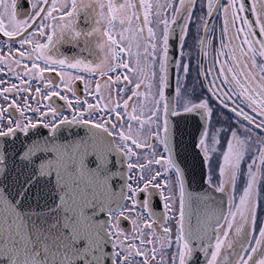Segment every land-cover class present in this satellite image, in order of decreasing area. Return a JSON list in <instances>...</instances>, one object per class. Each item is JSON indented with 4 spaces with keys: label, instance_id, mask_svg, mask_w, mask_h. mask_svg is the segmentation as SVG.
Returning a JSON list of instances; mask_svg holds the SVG:
<instances>
[{
    "label": "snow or ice",
    "instance_id": "6c2138e0",
    "mask_svg": "<svg viewBox=\"0 0 264 264\" xmlns=\"http://www.w3.org/2000/svg\"><path fill=\"white\" fill-rule=\"evenodd\" d=\"M28 2L30 13L21 0H0L9 45L0 47V73L10 77L0 79V264H199L200 254L203 264H264V0H199L196 20L197 0ZM81 11L92 21L86 31L74 27ZM217 15L218 47L210 31ZM192 24L197 76L209 93L198 102L180 83L191 69ZM66 35L83 38L95 59L60 58ZM169 65L178 103L166 95ZM76 81L94 102L77 94ZM214 102L232 118L204 127L197 143L206 162L219 156L218 182L208 180L225 197L219 203L187 190L171 119L198 113L209 125ZM72 125L87 134L62 138ZM157 196L163 213L153 210Z\"/></svg>",
    "mask_w": 264,
    "mask_h": 264
},
{
    "label": "flooded vegetation",
    "instance_id": "af4514ba",
    "mask_svg": "<svg viewBox=\"0 0 264 264\" xmlns=\"http://www.w3.org/2000/svg\"><path fill=\"white\" fill-rule=\"evenodd\" d=\"M226 0H221V4H225ZM20 7L24 12H31L30 6H29V2L28 0H21L20 3ZM90 11V10H89ZM201 15L200 9H199V0H197V7L194 10V14H193V20H196L197 17H199ZM7 23V21H6ZM179 23H183V21L181 20ZM101 29L104 28V23L101 22V24L99 25ZM74 27L77 30H88L92 27V21H86L85 19V13L83 11H81L80 13H78L75 17V22H74ZM215 31V37L216 39L214 40V46L218 47L219 45V35H220V17L219 15H217V17L212 21V29ZM176 31L177 33L179 32V27L176 26ZM195 31H196V27L195 24H192L190 26V35L187 41V45L185 46V61H187L188 59V52L189 50L192 52V58H191V62H198V58H197V46L194 44V35H195ZM200 35L203 36L204 32L201 29ZM91 39V38H90ZM7 40L6 37H3L2 34H0V47H3L4 51L8 50L9 45L5 44V41ZM70 40V37H68L67 35L65 36V40L62 41L59 45V56L60 58H68V59H72L73 57L79 58V59H86V60H92L95 59V57L91 56L90 53L88 51L85 50V44H84V40L83 38L78 39L75 42H67ZM11 47L13 48V50L17 47H19V45L17 44H12ZM179 51L178 48L175 47V41H173V49H172V55H176V53ZM177 59H179V56H177ZM205 69L208 67V62L205 61V65H204ZM67 73H71L73 75L76 74H80V75H85L86 78H88V74L80 72L78 69H66ZM46 78L48 79H52L54 81H56L57 83H59V77L55 74V73H45ZM9 76H5L3 73H0V79H9ZM202 78V76H201ZM203 81V78H202ZM12 82H17L15 81V79H12ZM180 82H181V77H180ZM207 82V81H206ZM91 86L94 87L95 86V79L91 80ZM177 86V81H176V74L174 72V70L172 71V98H173V103H178V101L175 99L176 97V93L174 92L175 87ZM36 87L35 82L33 83V88ZM74 87L77 90V94L79 96H81V98H87L89 100V102H94L92 100L91 97H85L84 94V83L82 81H76ZM205 88V87H204ZM206 90V89H205ZM102 92L105 96V98H107V91L104 89V86L102 85ZM207 92V91H206ZM208 96L209 93L207 92ZM71 95V94H69ZM166 95H168V92L166 91ZM57 99V104L60 105L62 107L63 110V115L65 116H69V118L71 117V112L70 110H68L66 107H63L64 102L63 101H59L58 98ZM0 103H3V101H0ZM21 103H23V101L21 100ZM217 105L218 103L215 102ZM220 106V105H219ZM222 107V106H220ZM223 108V107H222ZM224 109V108H223ZM227 113L228 118H232V114L227 110L224 109ZM182 111V109H181ZM69 128L68 126H64ZM82 127V126H80ZM75 125H72L71 128H69L68 131L70 132H76L75 130H77L78 128ZM205 127H208V125H206ZM200 138V137H199ZM199 138L196 140V148H194L191 143H185V142H179L177 143L178 147H179V152L182 153L183 158H180L177 160V162L180 164V167L182 168L183 171H187V172H197L198 170L201 169V165L205 168V180L208 183L209 178H211L212 183L215 184L218 182L217 180L213 179V170H214V154H212V158L209 161H205L204 159V155L203 152L200 150L199 145H198V140ZM190 148V149H189ZM183 149V150H182ZM201 156H200V155ZM200 156V157H199ZM216 168L218 169V166H216ZM218 173V172H217ZM209 184V183H208ZM240 182L238 181V187H237V195L240 192ZM160 201V198L157 196L154 198L153 201V210L157 213H163V207H162V201H160V207H156V202ZM202 208V205L200 206ZM138 210H139V206H138ZM194 213L197 211V207L195 206L193 209ZM259 218H258V225L261 221H264V201H262L261 203V211L259 212ZM195 218V215H194ZM121 226L124 227L125 229H128L131 227L130 221H123L121 222ZM169 226L173 228V233H175V222L172 221L169 223ZM157 231H159V228L157 226ZM197 259L199 260V264H203V255L200 254Z\"/></svg>",
    "mask_w": 264,
    "mask_h": 264
},
{
    "label": "water",
    "instance_id": "95a60500",
    "mask_svg": "<svg viewBox=\"0 0 264 264\" xmlns=\"http://www.w3.org/2000/svg\"><path fill=\"white\" fill-rule=\"evenodd\" d=\"M172 71H173V66L169 65L170 87L166 91L168 92V96L170 97H172ZM203 84L206 85V81L204 79H203ZM171 119L178 123V129L175 131L176 142L177 143L179 142L189 143L190 142L191 145L194 147V145H196V140L200 137L201 131H203L204 127L206 126L204 119L198 113L184 114L182 117H175ZM173 127L175 128V124L173 125ZM68 130L69 128L67 127H64L61 129L59 134L62 136V138L66 137L68 140L79 139V138L84 137L88 132V129L85 127L78 128L77 130H75L76 132H70ZM41 131L47 132V130H44V129H41ZM194 148H196V146ZM178 150H179V147H177V151ZM178 153H179L178 157H176L174 153V158H176L177 160L180 158H183L182 156L183 154L180 153L179 151ZM184 173H185V186L187 190L193 195V197L210 196L217 203H219L222 199L225 198L223 194L215 192L214 189L211 188L209 184L206 182L205 168L202 165H201V169L198 170L197 172L184 171ZM14 175L15 174L13 173V176ZM122 183H123L122 179L113 180L112 187L114 191L119 192L120 186ZM195 206L196 205H194V207ZM99 218L106 219L107 217L104 214H101ZM195 223H196V220L193 215L192 224L195 225ZM108 250L110 251V246Z\"/></svg>",
    "mask_w": 264,
    "mask_h": 264
},
{
    "label": "rangeland",
    "instance_id": "374dc122",
    "mask_svg": "<svg viewBox=\"0 0 264 264\" xmlns=\"http://www.w3.org/2000/svg\"><path fill=\"white\" fill-rule=\"evenodd\" d=\"M187 62V61H185ZM197 65L198 62H191V69L190 73L185 79L183 75H181V84L185 86V89L188 93H191V99H193L194 102H198L199 99L203 97H208V94L204 88L202 78L197 76ZM213 107L215 109V114L212 117L210 124L208 125L209 131H214L216 128L221 127V125H224L227 127V124L225 123L224 119L220 120V123H217V119L220 117L227 118V120H231V118H228L226 111L217 105L215 102L213 103ZM234 126V125H233ZM225 146V141L223 138H221V142L219 145L220 150L222 151ZM219 156L214 154V170H213V179H218V169L216 166H218Z\"/></svg>",
    "mask_w": 264,
    "mask_h": 264
}]
</instances>
